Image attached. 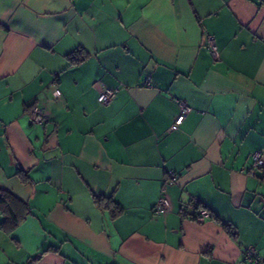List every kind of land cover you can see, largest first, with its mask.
Masks as SVG:
<instances>
[{
	"label": "crops",
	"instance_id": "1",
	"mask_svg": "<svg viewBox=\"0 0 264 264\" xmlns=\"http://www.w3.org/2000/svg\"><path fill=\"white\" fill-rule=\"evenodd\" d=\"M103 88L116 91L105 105ZM179 102L190 110L173 129ZM254 152L264 0H0V264H253ZM192 203L211 218L184 217Z\"/></svg>",
	"mask_w": 264,
	"mask_h": 264
},
{
	"label": "built area",
	"instance_id": "2",
	"mask_svg": "<svg viewBox=\"0 0 264 264\" xmlns=\"http://www.w3.org/2000/svg\"><path fill=\"white\" fill-rule=\"evenodd\" d=\"M206 42V48L208 52L212 55V57H217V48L215 45V41L213 37L207 36L205 39ZM142 87H151V81L149 78H145L142 82ZM115 90L103 88L100 90L97 101L101 105H105L111 101L115 94ZM54 97L60 96L59 90H54ZM180 107V113L176 117L173 125V129L177 128L184 120L185 116L189 112L190 108L185 105L183 102H179ZM29 117L30 121L33 125H44V123L47 120V115L44 113V111L39 108L37 105L31 106L29 109ZM250 175H261L264 174V158H262V153L260 152H254L251 155V166L249 169ZM178 175L172 172L168 173V177L166 180L167 184H172L177 181ZM170 207L169 201L167 197L164 195L162 191V195L157 199L154 207H153V214L156 216H160L165 214ZM190 208H192V211L190 214L187 212L185 213V217L197 222L202 223L205 220L210 218V213L202 208H197L195 204L189 205ZM244 256L247 262L253 263V264H264V256H260L255 252L254 249L249 248L244 251Z\"/></svg>",
	"mask_w": 264,
	"mask_h": 264
},
{
	"label": "trees",
	"instance_id": "3",
	"mask_svg": "<svg viewBox=\"0 0 264 264\" xmlns=\"http://www.w3.org/2000/svg\"><path fill=\"white\" fill-rule=\"evenodd\" d=\"M84 59V57H83V55H81L79 52H76V53H74V54H72V55H70L69 57H68V60L71 62V63H79V62H81L82 60ZM96 204L99 206V207H104V208H108V207H110L111 205V207L110 208H108L109 210H110V213H111V215H112V217H116L119 213H120V208L115 204V203H111V205H110V203L109 202H105V203H103V201H102V199L101 198H99V199H96ZM197 208H202V209H204L203 207H201L200 205H198V204H196L195 205ZM185 209L186 208H184V209H182V215L185 217ZM206 210V209H205ZM210 218H211V214H210Z\"/></svg>",
	"mask_w": 264,
	"mask_h": 264
}]
</instances>
